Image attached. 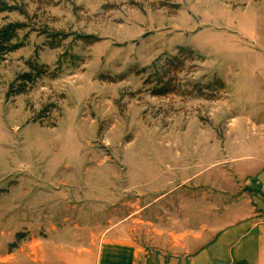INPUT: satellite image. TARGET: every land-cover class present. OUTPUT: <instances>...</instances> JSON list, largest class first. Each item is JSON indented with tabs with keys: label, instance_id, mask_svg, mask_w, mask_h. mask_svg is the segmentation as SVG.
Here are the masks:
<instances>
[{
	"label": "rangeland",
	"instance_id": "obj_1",
	"mask_svg": "<svg viewBox=\"0 0 264 264\" xmlns=\"http://www.w3.org/2000/svg\"><path fill=\"white\" fill-rule=\"evenodd\" d=\"M4 1L0 264H211L254 205L264 229V0Z\"/></svg>",
	"mask_w": 264,
	"mask_h": 264
},
{
	"label": "crops",
	"instance_id": "obj_2",
	"mask_svg": "<svg viewBox=\"0 0 264 264\" xmlns=\"http://www.w3.org/2000/svg\"><path fill=\"white\" fill-rule=\"evenodd\" d=\"M252 207L259 213L254 211L247 217L241 218L239 221L237 220L225 229L220 230L210 243L202 246L192 254L189 261L193 263L198 259L197 261L207 260L211 264H243L242 261H246V251L244 249L248 247V242L252 241L248 238V232L250 229H256V248L254 249L256 264H264V229L262 228V222L258 221L261 220L262 213L255 205ZM260 225L261 227L258 228ZM244 239H246L245 242H242ZM108 244L111 247H101L98 255L99 260H102L104 252H107V256L112 257L113 264H135L138 251L131 241L120 240Z\"/></svg>",
	"mask_w": 264,
	"mask_h": 264
},
{
	"label": "trees",
	"instance_id": "obj_3",
	"mask_svg": "<svg viewBox=\"0 0 264 264\" xmlns=\"http://www.w3.org/2000/svg\"><path fill=\"white\" fill-rule=\"evenodd\" d=\"M12 11H18V10L15 6H10L4 0H0V13L12 12ZM23 27L24 26L22 24H8V25L0 28V53L1 52H3V53L12 52V51L18 49L19 47H21L20 44L13 43L12 41L16 38L17 32L22 30ZM61 37H62L61 35L56 36L54 38V40L57 39V40L61 41ZM53 43H55V42H53ZM32 71H34V72L37 71L36 75L46 74V72H41V68L36 70V68L33 67ZM22 79L30 81L29 75L22 77ZM31 80H32V77H31ZM165 89L166 88H165L164 84H162L160 87L155 88L153 90V92L156 95H162L163 93H165Z\"/></svg>",
	"mask_w": 264,
	"mask_h": 264
}]
</instances>
